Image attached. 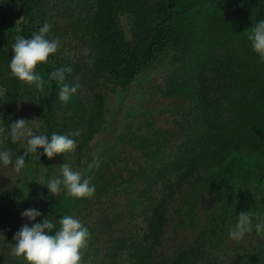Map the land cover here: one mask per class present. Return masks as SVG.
Segmentation results:
<instances>
[{"label":"trees","instance_id":"1","mask_svg":"<svg viewBox=\"0 0 264 264\" xmlns=\"http://www.w3.org/2000/svg\"><path fill=\"white\" fill-rule=\"evenodd\" d=\"M259 20L264 0H0V129L24 118L49 136L80 132L73 151L28 156L20 175L0 167V264H27L10 255L24 224L58 228L63 215L89 228L81 264H264V236H228L241 212L264 215V63L247 39ZM45 21L61 47L37 65L41 93L8 64ZM65 66L80 84L67 103L48 79ZM5 136L0 148L24 155ZM63 163L94 196L38 183ZM30 208L43 215L22 218Z\"/></svg>","mask_w":264,"mask_h":264},{"label":"clouds","instance_id":"2","mask_svg":"<svg viewBox=\"0 0 264 264\" xmlns=\"http://www.w3.org/2000/svg\"><path fill=\"white\" fill-rule=\"evenodd\" d=\"M52 25L45 21L39 31L30 38L18 36L12 44L14 53L8 68L12 77L24 82L43 93L45 92L44 77L36 71L37 65L45 63L49 57L57 53L61 47L59 37L49 39L48 34ZM247 39L252 50L258 55L260 62L264 63V20H259L247 32ZM94 61H89L91 65ZM73 72L71 66L59 67L48 73V79L59 85L58 99L69 102L78 92L80 84L66 82V77ZM38 119L27 121L20 118L8 124L5 139L12 144L22 145L24 155H15L11 148H0V167L12 166L17 175L26 168V158L35 155L52 159L58 154H65L76 148V139L80 132L77 130L68 135L53 132L50 136L34 130L33 124ZM2 121V120H0ZM39 128V125H35ZM43 149V152H39ZM38 182V181H37ZM46 186L51 196H58L61 192L67 197L84 199L94 196L96 187L89 178L80 171L73 170L68 163L59 166V175L49 178L46 182H38ZM43 214L36 208L25 209L21 212L22 218L36 221ZM255 220V222H254ZM56 227L53 219L46 218L42 222L24 224L14 235V245L10 250L13 257H22L27 264H81L82 252L88 246L90 231L87 226L72 215H63ZM255 231L264 236V215H255L253 212H241L236 216L235 223L228 229V236L233 241H241L248 234Z\"/></svg>","mask_w":264,"mask_h":264},{"label":"rangeland","instance_id":"3","mask_svg":"<svg viewBox=\"0 0 264 264\" xmlns=\"http://www.w3.org/2000/svg\"><path fill=\"white\" fill-rule=\"evenodd\" d=\"M3 94H4V91L0 90V98L3 96ZM1 112H2V105L0 103V120H2V115H3V112H2V115H1ZM0 123H1V121H0Z\"/></svg>","mask_w":264,"mask_h":264}]
</instances>
